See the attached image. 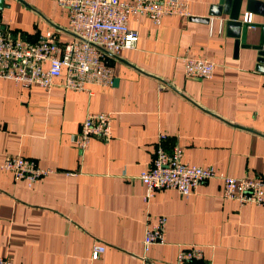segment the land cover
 I'll list each match as a JSON object with an SVG mask.
<instances>
[{"label": "crops", "instance_id": "crops-1", "mask_svg": "<svg viewBox=\"0 0 264 264\" xmlns=\"http://www.w3.org/2000/svg\"><path fill=\"white\" fill-rule=\"evenodd\" d=\"M216 3L189 0V16L159 24L131 17L135 47L105 56L113 84L90 85L91 94L63 88V77L50 90L0 78V256L11 264H174L179 246L198 245L214 264H264V205L224 199L219 178L192 195L161 189L145 200L138 178L161 132L188 164L264 178V72L255 51L235 54L226 17L209 15ZM4 4L0 29L13 39L54 31L61 42L77 38L56 0ZM184 55L212 61L213 77H185ZM89 112H112V138L79 149L74 136ZM15 155L53 173L28 187L1 169ZM158 216L166 217L165 242L144 252V232ZM95 244L105 250L92 261Z\"/></svg>", "mask_w": 264, "mask_h": 264}, {"label": "built area", "instance_id": "built-area-1", "mask_svg": "<svg viewBox=\"0 0 264 264\" xmlns=\"http://www.w3.org/2000/svg\"><path fill=\"white\" fill-rule=\"evenodd\" d=\"M67 10L69 30L77 36L61 42L56 31L40 35L34 41L13 39L0 29V78L9 79L24 87L37 85L50 90L58 78L62 87L77 92H87L90 85L111 86L113 76L105 64L106 55L116 56L121 51L135 47L136 30L130 29L131 17L145 16L159 24L166 15L189 16V0H56ZM242 21L252 22V14L245 13ZM184 76L208 80L213 77L215 64L200 57H182ZM112 112H89L80 130L74 136L79 149L88 146L91 138L109 142L112 138ZM167 136L159 133L149 167L138 176L145 188V200L161 189L176 190L182 196L192 195L207 180L219 178L223 183L222 196L239 205H264V178H235L219 175L213 167L191 165L183 159L179 145H166ZM1 169L12 174L15 180H24L32 187L53 169L40 167L34 159L20 155L8 156ZM166 217L158 216L147 226L143 237V250L165 242ZM105 246L95 244L91 260L102 255ZM0 264H11L0 256ZM174 264H214L204 257L201 246H179Z\"/></svg>", "mask_w": 264, "mask_h": 264}, {"label": "water", "instance_id": "water-1", "mask_svg": "<svg viewBox=\"0 0 264 264\" xmlns=\"http://www.w3.org/2000/svg\"><path fill=\"white\" fill-rule=\"evenodd\" d=\"M5 6L0 0V9ZM244 12V13H243ZM245 13L264 17V0H217L210 7L209 15L220 18L225 16L226 33L234 39V52L240 48L256 52V69L264 72V23H244ZM212 18V17H211ZM199 21L209 22L210 18H196Z\"/></svg>", "mask_w": 264, "mask_h": 264}]
</instances>
